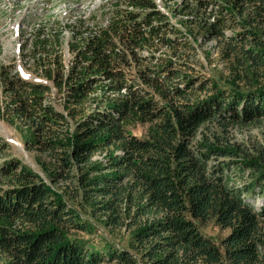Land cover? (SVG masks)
Here are the masks:
<instances>
[{
    "label": "trees",
    "instance_id": "1",
    "mask_svg": "<svg viewBox=\"0 0 264 264\" xmlns=\"http://www.w3.org/2000/svg\"><path fill=\"white\" fill-rule=\"evenodd\" d=\"M123 1L106 25L36 27L29 56L52 87L0 63L6 111L32 128L25 148L67 184L60 195L18 162L0 165L11 185L0 187V264H264V142L223 137L264 125V0H179L192 39L153 0ZM197 36L219 46L220 80L147 51H191ZM71 202L126 231V245H92ZM210 222L225 232L217 242L200 230Z\"/></svg>",
    "mask_w": 264,
    "mask_h": 264
},
{
    "label": "rangeland",
    "instance_id": "2",
    "mask_svg": "<svg viewBox=\"0 0 264 264\" xmlns=\"http://www.w3.org/2000/svg\"><path fill=\"white\" fill-rule=\"evenodd\" d=\"M120 5H126L123 0H0V63L3 65L13 64L12 74L16 73L25 81L40 82L52 87V83L46 80L39 69H36L32 58L30 44L33 33L38 25L42 27H50L52 24L75 23L80 19L85 23H100L106 25L110 13L109 8L115 6L116 2ZM157 9L165 15L170 25L175 26L178 30L177 36H188L192 39L197 32L192 34L186 33V29L191 28L186 25V17L178 16L180 1L163 2L162 0H153ZM65 15V16H64ZM188 27V28H187ZM65 38H69L65 32ZM228 35L229 31L226 32ZM170 37L173 34H168ZM64 43V47L67 48ZM154 47L149 48L156 57L162 59H170L172 61H180L178 67L185 75H199L201 78L220 80V75L227 71L224 70L221 60L218 59L219 46L216 41H206L201 36H197L194 50L181 51L175 50L173 53L154 43ZM23 49V51H22ZM145 51V52H147ZM66 64H69L71 54L67 49L63 52ZM46 63V61H45ZM186 66V69H185ZM226 73V74H225ZM49 93L54 103V89ZM5 98L0 92V165L12 160L18 162L22 167L26 166L33 170L44 182L58 194L64 195L67 184L60 183L53 185L48 177L53 171L50 158L47 154L36 151H29L25 148V140L32 133L30 125L25 126L17 121L15 116L6 111ZM133 134L141 137L144 129L141 126L133 128ZM221 130L219 131V133ZM225 141L235 143H245L251 146L255 142H264V125L244 126L230 128L223 133ZM1 167V166H0ZM11 185L0 183V187H9ZM75 210L85 213L89 218L88 227L94 228L92 234H80L85 239H89L90 243L98 248L103 247L104 243L111 241L114 246L122 247L126 245V238L129 234L123 231V237L112 235L103 226L100 220H96L90 216L89 212L84 210L80 203H70ZM257 207L261 202H256ZM85 216V215H84ZM93 225V226H92ZM204 236L210 238L214 242L221 239L225 232L221 231L213 222L207 223L201 227Z\"/></svg>",
    "mask_w": 264,
    "mask_h": 264
},
{
    "label": "clouds",
    "instance_id": "3",
    "mask_svg": "<svg viewBox=\"0 0 264 264\" xmlns=\"http://www.w3.org/2000/svg\"><path fill=\"white\" fill-rule=\"evenodd\" d=\"M65 16V15H64Z\"/></svg>",
    "mask_w": 264,
    "mask_h": 264
}]
</instances>
